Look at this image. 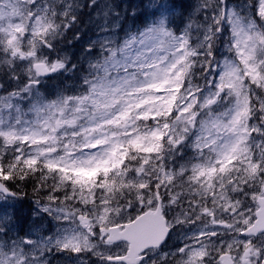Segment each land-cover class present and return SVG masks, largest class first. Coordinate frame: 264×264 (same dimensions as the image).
<instances>
[{
  "label": "snow or ice",
  "instance_id": "6c2138e0",
  "mask_svg": "<svg viewBox=\"0 0 264 264\" xmlns=\"http://www.w3.org/2000/svg\"><path fill=\"white\" fill-rule=\"evenodd\" d=\"M120 7L0 0V264H264V0Z\"/></svg>",
  "mask_w": 264,
  "mask_h": 264
},
{
  "label": "rangeland",
  "instance_id": "374dc122",
  "mask_svg": "<svg viewBox=\"0 0 264 264\" xmlns=\"http://www.w3.org/2000/svg\"><path fill=\"white\" fill-rule=\"evenodd\" d=\"M112 2L119 4L121 7L118 9L122 12H128L129 14L136 13L139 14L141 12H144L147 9V5L149 3V0H112ZM187 3L191 5H195V0H186ZM101 3H104V0H101ZM148 11H151L150 9H147ZM126 28H132V20L129 19L128 24L125 26ZM137 27H139V24H137ZM134 30V29H133ZM118 35L123 36V33H118ZM96 36L92 31H87V35L84 37V39L77 44L74 48H72L70 51L79 53V49L81 46H84L86 44V41L89 39H95ZM173 244L177 243L175 239L172 241ZM174 250V249H173Z\"/></svg>",
  "mask_w": 264,
  "mask_h": 264
},
{
  "label": "trees",
  "instance_id": "16d2710c",
  "mask_svg": "<svg viewBox=\"0 0 264 264\" xmlns=\"http://www.w3.org/2000/svg\"><path fill=\"white\" fill-rule=\"evenodd\" d=\"M28 191L30 192V191H31V189L29 188V189H28Z\"/></svg>",
  "mask_w": 264,
  "mask_h": 264
}]
</instances>
